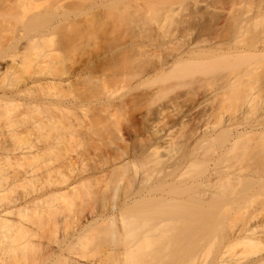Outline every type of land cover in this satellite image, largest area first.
<instances>
[{
	"label": "rangeland",
	"instance_id": "rangeland-1",
	"mask_svg": "<svg viewBox=\"0 0 264 264\" xmlns=\"http://www.w3.org/2000/svg\"><path fill=\"white\" fill-rule=\"evenodd\" d=\"M70 1L71 0H69V2ZM78 1H81L79 3L81 5L74 4L78 3ZM78 1L75 0L74 2L73 0V2H70L71 5L69 9L73 4L74 7H71L69 11V18L71 22L74 20L75 24H77V22L81 23L80 21H82L83 25L82 19L84 18H87L84 19L87 20V22L83 26V28L85 27L84 30L82 29L83 31L80 30L79 25L80 32L74 30L75 33L74 31L72 33L71 30L74 29L73 26V28L69 26V32H71L72 35L74 34L72 37H77L76 35L81 36V32H83L82 34L84 35L81 36L83 37L82 41L79 40L82 46L80 47L79 45L77 47L76 45L79 43L77 38L73 39L71 35H69L71 33H69V43L71 41L70 39L78 43L75 45V42H72L74 43V47L71 43L72 49L70 44H68L70 46V48L68 47L70 52L68 53V63H65L66 66L70 65L68 68L70 67L72 70L74 66L77 68L78 66L83 67L79 75H83V77H81L83 81L82 79H80L81 81L79 80L78 73L75 75L78 79L75 80H78L77 84H79L73 85V83L76 82L74 80L75 76H73L72 78L74 81L72 82V88L70 87V90L73 89L71 90V94L74 95V93H76V98H82L81 100L83 101H79L83 103V107L80 108H84L85 112L83 113H85V116L81 115L83 114L81 111L80 115L82 119L79 120L78 124L79 114L77 113L79 111L76 112V110H79V108L73 110V113L71 110L70 114H72V116L69 114L77 125L74 127L75 123H73L74 126L70 124V121L73 120H70L69 117V130L72 131L74 129L73 132L69 133L74 134H72V136H70V134L68 135L70 141L67 139V142H69L67 144L69 146L67 147L66 144V147L69 151L66 149L65 154H69L66 155V158L69 161L71 160V162H69L71 164L69 165V169L70 166L71 169L68 170V168H61L60 166L58 168V162L63 160V157L59 156L62 153L57 151V154L54 153L55 157L53 159L51 157L54 166L58 163L54 169H52V174L59 178L60 175H58V172L62 170L63 172L61 174H66L68 176L69 181L67 182H71L72 185L78 184L76 186H78L77 189L80 193L78 192L79 194L77 195H81V197L79 196L80 198L76 197L77 199L74 201V204H71L72 206L70 205L68 207L69 213L67 214L69 218H67V220L70 219L68 222L70 221L72 223L74 220V222L76 221L77 223H85L86 221H91L93 218H98L96 220H99V216L103 212H107V210L104 211V207L101 208V203L106 202L107 198L108 201L110 199H120L121 201V198L124 200L129 197L128 195H132V193L136 191V188H139V184L145 185L146 187L150 186V188L155 184L154 188H156V191L153 188L152 192L155 191L156 193L158 191V194L163 192L161 195H157L159 199L165 198L166 195H163L167 193V202L171 204V206H169L171 208H173V205H182L181 203L183 202L184 206L189 203L190 205L188 206L191 207V209L193 208V204L197 206V209L194 206L196 210L202 208V206L203 208L204 206L210 208L209 204H207L208 197L202 190H206L205 192L209 194L212 191L214 193L212 195H215L219 191L218 184L226 177L231 184L236 185L234 188L239 190H237V192L233 191L232 194H227L228 196L226 195L225 201H221L217 204L218 206L214 207V215L217 210L223 211L224 222H221L222 224L212 223V225L217 228L221 235L224 233L223 239L226 240L233 238V236H236L238 233L240 235L237 236H241L242 233V235H244V233L247 232L244 231L241 233L240 230H244L246 226L250 225H252L250 227H253V225L258 226L260 224L261 227L258 226L257 231L259 227L262 229H259L260 231H264V227H262L264 226L262 225V223L264 224V133L262 131L264 130V102L260 101L261 99L253 103L248 102L249 97L255 96L254 98H256L257 96H262L264 93L261 92V89L264 87V0H237V3L236 0H232L233 3L230 0H221L222 3L215 2L216 4L219 3L217 5H215L214 0ZM43 3H39L40 5L38 4L37 8L40 9L43 5L46 6L45 4L47 3ZM108 5L112 7V9H110ZM24 6L23 4L21 7L22 11L26 10ZM19 7L15 10L17 16L22 12ZM92 15H99V17L97 16L99 20L97 17L93 18L95 21L92 20L95 25L91 20H88L89 17V19L92 18ZM236 18L242 20L241 25H248L246 32L239 37L233 34L235 33L232 32L234 28L231 29L230 27L234 25V23H237L236 25L239 24ZM15 21L17 22L18 20L11 18V23ZM88 21L90 22L89 24L92 23V25H89ZM96 21H99L98 24H96ZM5 25H7V23ZM214 25L218 26V28L216 27L215 29L219 31H216V35H221L218 36L217 39H215L216 35L214 36ZM76 26L78 29V25ZM210 31H213L211 32L212 34ZM58 32H61L60 29ZM252 33H254L255 36L261 33L259 39H257L258 37L252 39L255 37ZM55 35L57 34H54L53 39ZM60 35L61 33L56 36L55 39L57 41L55 40V42H53L52 39L50 43L59 42L58 36ZM251 36L253 37L251 38ZM81 37L79 38L81 39ZM255 39L260 40L259 43L257 41L258 45L257 43H253L257 52L254 51L255 49L253 46L251 47V42ZM196 40H200V42L198 44H191V42L195 43ZM250 40L252 41L250 42ZM188 44H190L189 46H191V48L195 47L200 49L197 50L199 51V55H192L193 58L190 55L189 61L187 60L186 63H180L178 61H184L183 57L187 56V54L181 53L180 55L183 54V57H181L177 52H181V49L187 48ZM180 45L182 46L181 49ZM175 46H179L177 47L178 49L176 48L174 50L173 48ZM257 46L259 47L256 48ZM243 47L244 51L245 49H247V51L244 54L239 53V55L236 51ZM175 51H177V55L182 59L173 57L172 54L176 55ZM147 55L154 60L156 58L158 59L157 56H163L161 57L162 60H165L164 57H166L168 62L171 61V64L173 63L172 60L175 61L177 58L176 60H178V63L172 64L174 65L171 69L172 71L169 70V73L167 72L165 75H156L157 77L154 78L153 73L149 74L150 76L153 75L149 80L148 77H146L147 75H144L146 78H143L141 77L143 76L141 74L142 72H139V69L142 67L140 66L142 63L140 61L146 56L144 59L145 62V60L148 59ZM194 56L198 57L195 59ZM151 58L148 60L150 61ZM148 60H146V62ZM80 61H83V64L85 63L84 66ZM85 65L88 66L87 69ZM27 66L24 69L25 73H28V70L31 69V67H29L30 65ZM84 70L86 71V74L84 73L85 75L82 73ZM25 75H23V77ZM144 79H146V81ZM229 81L236 82L230 84ZM80 82L82 87L79 86L81 85ZM260 84H263V87H261ZM156 86L160 88L157 91ZM78 87L83 89V91H81L83 94L77 92L79 90ZM104 87L106 88L105 91H108L104 93L106 94V96L104 95V99H106V101L104 100L103 102L104 104L109 100L112 102L114 101L116 104H121L123 103L121 102L123 98L129 99V97L134 98V96H139V99H136V103H134V101L129 103L133 104L129 107V110L128 108L126 110H115L114 106L116 105H114L110 110V114H108L107 112L109 110L107 111L106 109L108 108H105L107 111H105L106 115L108 114L109 117L107 115L108 119L107 117L102 119L105 114L102 108V110H100L102 113L99 112V106H103L101 97H103L102 91L105 89ZM153 89L155 90L154 95ZM148 91H151L149 93L152 94L146 95ZM108 93L109 100H107ZM119 99L121 103L118 102ZM128 99L127 101L131 100ZM79 101L78 103L81 105ZM99 103L101 104L99 105ZM115 103H112V105ZM79 105L75 106L79 107ZM128 106L129 105H127V107ZM165 106H168V109H166ZM163 108L166 110L164 111ZM159 112L163 113L160 114ZM99 113L101 116H104L100 117ZM75 115H77L76 118L74 117ZM86 115L88 124H84V127L80 130L81 132L79 131L80 133H78L80 129L79 126L83 124L84 121L87 123V120H85ZM149 124H151V126ZM224 124H228L229 129L221 132V127ZM194 128L193 135L192 129ZM219 129L221 130L220 132L218 131ZM75 130H77V133ZM196 131H199L198 134H195ZM213 131H218L215 135H219L220 133L221 135L218 137L215 136V139H210V141L207 140L206 135H210ZM158 132L159 137H157ZM25 142L26 141H24V143ZM24 143H22V145ZM25 145L27 144L25 143L23 146ZM148 146L149 148H147ZM225 148L228 149L226 150ZM177 157H181L182 160L180 159L181 166H178V170H176V168L174 169L176 170L177 178L174 176L175 179H173L176 184L172 181L173 179H171L170 176L169 179L168 175H166L169 180L168 183H171L169 185L165 182V171L168 169L166 165L171 167L168 162H172L173 160L179 161ZM154 159L157 161V164L155 161L153 162ZM126 161H129L127 162L128 165L126 164V167L124 166L119 169ZM30 162L32 166L27 165L30 164L28 161L25 162L26 168H31L35 165L34 167L36 168L34 169L33 167L35 172L36 169L37 173H41L42 171L40 170H45L44 164H38V161ZM180 163L177 165H180ZM25 166H22V168ZM164 168L167 169L165 170ZM146 176L148 179L146 178L145 180L143 179L144 181H141V177L145 178ZM206 178H210L209 180H211L207 182L210 184L209 186L208 184L204 185V182L207 181ZM158 180L160 182L162 181L163 185ZM115 181H117L118 184ZM201 181L204 182L201 183ZM115 186H118V188ZM145 186H142V188H146ZM200 186L202 187L201 189L199 188ZM22 187L23 189H19ZM25 187H31V184L30 186L26 184ZM25 187L21 185L17 189L18 192L22 191L20 193H23V190L24 192L27 191ZM100 187L102 189L105 188L104 190L107 195L106 197H101L102 199L105 198V200H102L103 202L100 201V193L104 190H101ZM116 188L118 192L117 190L114 191ZM112 190L114 193H117V196L110 198L112 196ZM202 192L203 199L207 197V201L204 200L205 203H207L204 205V201L201 197L203 203L199 201L198 204L201 203L202 205H198L195 202ZM103 194L105 193L103 192ZM124 196L127 197L125 198ZM114 197L116 198L114 199ZM190 198L192 199L189 200ZM109 202L111 203V201ZM114 203L115 202H112V204ZM223 203L227 206L223 205ZM103 204L102 206L109 207L108 202L106 203L107 205ZM118 204L119 202L117 205ZM100 208L101 210L104 209L103 212ZM68 215H66V217H68ZM165 217L168 220L170 219V221H168L169 227L171 226L173 229L178 222V217L176 216V220L174 218L171 219V214L165 215ZM233 217L235 220L239 219L233 221ZM231 221H233V223ZM95 222V220L92 222L93 225L91 223V226L97 227L92 229L94 231L102 224L101 228H103L104 223H107V221L101 224H99V221ZM106 223L104 228L109 224ZM116 223L118 224L119 221ZM244 225L245 227L242 228ZM101 228L99 227L100 230ZM100 230L97 234H95L96 232L94 231L88 232L86 236L95 234V236H92V240L91 238L89 239L93 242V237H96L99 233L100 236L103 235ZM102 230L105 231L104 235L106 236L107 230ZM221 230L223 231L222 233L220 232ZM231 234H233L232 237H229ZM209 235L212 236L213 232ZM100 236L94 238L95 242L98 240V237L99 239L103 238L101 241H107L106 237L102 236V238H100ZM52 237L53 236H51L50 240L54 239V237ZM208 240L210 241V239ZM208 240L207 243L203 240L207 246L210 245ZM226 240L224 241L225 243L227 242ZM91 241H89L86 248H82V246L79 247L78 245L74 247H79L77 249H81V251L83 249L84 253L81 252L80 254L83 257L81 260L83 261L85 259L87 263H94L101 258L104 259L106 257L105 255H107V251L105 252L103 249L105 245H107V242L104 243V247H101L103 245L101 241L98 242V240L96 243H91ZM203 241H200L202 245L199 243V246H204ZM216 244L214 245L216 246ZM219 244H221V247L222 242ZM206 245L205 248L209 250L210 246L206 247ZM234 245L236 246L235 250L233 247L231 248L232 251L234 250V255L236 251L238 254L237 256H239L242 251L246 252L247 250V253L243 252L244 255L241 254L239 258L243 257V259L246 260L250 258V260H252L259 255V252H254L255 249L254 251L252 249L251 252L249 245H241V243L239 245ZM243 245H245V247H242ZM218 247L217 245L216 248ZM105 248L107 250L108 247ZM171 250L174 253H172ZM171 250L165 251L168 252V254L170 252L171 254H169V256L171 257L172 254H175V259L166 256L167 253L164 254L165 251L161 252L163 254H161L162 257L165 255L164 258L161 259H165L164 264H178V262L182 264L184 261L186 262L185 258L188 256L187 253L189 252L184 254L185 251H182L183 253L181 252V256L178 257L180 253L178 252L177 254L175 249L176 252L173 251V249ZM208 250L205 249V252H199L204 253L200 258L198 255L199 261H202V264H204L203 262L205 261V264H210L209 261L207 262V257L211 255V253L209 256L207 255ZM231 250L229 251L230 253L232 252ZM73 251L74 250H71L73 256L79 257L80 259V256H78L80 251L76 252V254L78 253L77 255H75ZM248 252L252 254H248ZM82 254H84V256ZM123 257L124 258L120 259L124 260L125 264L130 261V259L127 258V254L126 256L123 255ZM167 257L174 262L170 260V263ZM177 257L182 258L181 261L180 259L178 260ZM201 258L203 260H201ZM112 260L113 259L109 261ZM155 261L146 264H158V262L156 261V263ZM161 262L163 264V261ZM185 262L183 264H189L190 261ZM114 263L118 264L116 261ZM141 263L144 264V261H141ZM141 263L139 261L138 264ZM128 264H131V262ZM159 264L161 263L159 262Z\"/></svg>",
	"mask_w": 264,
	"mask_h": 264
},
{
	"label": "bare ground",
	"instance_id": "bare-ground-1",
	"mask_svg": "<svg viewBox=\"0 0 264 264\" xmlns=\"http://www.w3.org/2000/svg\"><path fill=\"white\" fill-rule=\"evenodd\" d=\"M71 1L73 2V0ZM113 1L114 0L110 2H113ZM230 1L232 2V0ZM41 2L42 3L45 2L47 4L43 3L46 6L43 5L44 7L42 6V8L39 6L40 7L39 9L37 8V5ZM70 2L69 0H0V264H110L113 260H114L112 262L113 264H115L114 263L115 261L118 262V264H121V263L125 264L124 260L120 258H124L123 255L126 256V254H127V258L130 259L128 263L131 262V264H134V263L138 264L139 261L140 263L141 261H144V264H146V263H149L155 260L158 262V264L159 262L162 264L161 261H163V264H164L165 259L164 260H161V259L164 258L165 255L162 257L161 252L165 250L169 251L171 249H173V251L176 250L177 252L176 251L175 252L177 254L178 252L180 253L178 257L181 256L182 251L183 252L185 251L184 254L189 252L187 253L188 256H186L185 258L186 262L190 261L189 264H198L200 262L199 261L200 256L202 254L204 255V253H199V252L200 251L205 252V249L208 250V248H205V245H206L205 243H207L208 239H210V241L208 240V242L210 243L209 245L210 248L207 252V255L209 256L210 253L211 255L207 257L208 259L207 258L206 259H207V262L208 261L210 262V264H264V231L259 230L261 229L260 224L258 225L260 226L258 231H257L258 226L253 225V227H250L252 226L250 225V226L245 227L244 225L242 228L245 227V229L244 230L241 229L240 231L241 233L244 231L247 233H244V235H242L243 234L242 233L241 236H237V235H240L238 233L236 236H233V238H230V239L228 238L229 240L223 239L224 233L221 235L218 232L217 228H215V226L212 225V223L220 224L221 222L222 223L224 222L223 221L224 220L223 211L217 210L216 214L214 215L215 213L214 207L218 206L217 204H219L221 201H225V197L227 194L229 193L232 194L233 191L237 192V190H239V189L236 190L234 188V186L236 185L231 184L229 179L226 177H224V179H222L220 183L218 184L219 191L215 195H212L214 194L212 191L209 194L208 192H205L206 190H202L204 194H206V196L210 199H208L206 196L205 197L207 198L208 201L206 200V198L203 199V195H202L203 192H202L201 194H199L197 201L195 200L196 201L195 203L198 204L199 201L203 203L202 200L203 201L206 200L208 202L206 203L209 204L210 208L206 206H204L203 208L202 206L203 209L200 208L198 210H196L197 206H195L194 204L192 205L193 207L192 209L191 207L188 206L190 205L189 203L184 206L183 205L184 202L181 203L183 206L173 205V208L169 207L171 206V204L167 202L168 200L167 199L168 197L166 198L167 193L163 195V196L166 195L165 196L166 199L163 198V196H162L163 199H159V196L157 195H161L163 192L162 193L160 192L161 194H158V191L155 193L156 191L155 190L156 188H154L155 184L151 188L150 186H148L149 187L148 188L145 185L139 184V188L138 189L136 188V191H134L132 195H128L129 196L128 198H126L127 196H124L126 199L123 200L121 198V201H120V199L117 200L115 199L116 197H114L115 200H112V199L109 200L111 201V203L108 201V198L106 199V202L102 201V200H105V198L102 199L101 197H106L107 195L104 190L105 188L102 189L100 187L101 190H104L102 191V193H100V199H101L100 201L103 202L105 205H107L106 203L108 202L109 207L102 206L103 203H101V208L104 207L105 210L104 209L103 210L104 211L107 210V212H103V210H101L100 208V210L103 213L99 216V220H96L98 218H95V219L93 218V219L96 222L99 221V224L104 223V221H107V223L106 222L105 223L106 224L109 223V224L107 225L106 228H104V226H106L105 223H104L103 228H101L103 224L99 226L101 230L98 227L101 234L103 235L100 236L99 235L100 233H99L98 235H96V237H93V240H94L93 242L96 243L98 240H99L98 242H100L103 239L102 236L106 237L107 238L106 242L108 246L104 244L106 243L104 242V240L101 241L103 245L102 246L99 245V246L104 247L105 245V247H108L107 250L105 247L103 248L105 252L107 251V255H105L106 257L104 256L105 257L104 259L101 258L99 261H96L94 263H90V262L87 263L85 259L83 261L81 260V258L83 257L80 254L81 252H83V249L81 251V249L78 250L77 248H79L80 246H82V248H86L89 241L92 240V236H95V234H97L99 230L98 229H96L97 231L92 230L93 228H97L96 226L94 227L91 226V223L94 222L93 219H92L93 221L89 220V221H86L85 223H80V222L77 223L76 221L74 222V220L72 222L73 224L70 221H69L70 223L68 222V220H70V219L67 220V218H69V215L67 214L69 213L68 207L71 204H74V201L79 196L81 197V195H77L80 193L79 190L77 189L78 186H76L78 184L72 185L71 182H70L71 184L67 182L69 181L68 176L66 174L65 175L61 174L63 172L62 170H59L58 172V175H60L59 178H57L55 175L52 174V169H54V167L58 163H59V165H57L58 168L60 166L61 168L66 167V169L68 168V170L71 169V166L69 169V165H71L69 162H71V160L69 161L66 158L67 157L66 155H69V154H65L66 149L68 150L67 147L69 146L67 144L69 143L67 142L69 140L68 138V135L70 134L69 132H73L74 130V129L72 131L69 130L70 128L69 123L71 122L70 124L72 125L73 123H75L74 124L75 126L74 125L73 126L74 127L77 126L75 120H73L70 117L72 116V114H70L71 110L73 113V110H76L79 108V110H76V112L78 111L80 112V113L79 112L77 113L79 114L78 116L79 117L81 115L85 116L84 115L85 113H83L85 112L84 108L83 109L80 108V107H83L82 106L83 103L81 102L83 101L81 100L82 98L81 97H80L81 99L76 98L75 97L76 93L72 95L71 90L73 89L70 90V87L72 88L71 86L72 82L75 79H78V78L79 80L82 79L81 77H83V75L82 76H79V75L83 67L81 66L82 67L81 68L80 66L77 65L78 68L74 66L75 68L73 67V70H72L69 67L71 69L70 70L68 68V66L70 65L66 66V63H68V60H67L69 58L68 53L70 52L68 47L70 48L72 44L74 47V43L72 42H75V40L70 39L71 41L69 43L68 34L71 32L73 33L74 30L79 31V25H80V30L82 29L84 30L85 27L83 28V26L87 22V20H84V19H87V18L82 19L83 25H82V21H80L81 23L77 22V24H75L73 20L72 22L74 23H72L69 18V11L71 10V7L72 8L74 7V4L77 5L81 1L80 2L78 1V3H74L69 9V6L71 5ZM215 2L220 3L221 0H218V1L214 0V3ZM236 3H237V0H236ZM23 4L26 6V7L24 6V8L26 9L25 11L24 10L22 11V8H21ZM217 4L215 3V5ZM108 6H107V9H108ZM17 7H19L22 11L19 13L20 15L18 16H17V12H15ZM109 8L112 9V7L110 6ZM93 15L91 19H89L91 15L90 17L88 16L89 17L88 20L89 21L91 20V22L94 17L95 18L97 16L99 17V15L97 16H93ZM98 17L97 19L99 20ZM11 18H14V20H18V21L17 22L15 21L14 22L15 24L11 23ZM236 19H238L236 21H239L238 22L239 24L236 25L237 23H234V25L232 26L229 25V26L231 27V29L234 28L232 32H235V33L233 34L236 37H239L246 32L248 25H241L242 20H239V18H236ZM89 21H88V24L90 23ZM93 21H95V19ZM96 22L95 23L98 24L99 21H96ZM6 23L7 25H5ZM92 23L89 25H92ZM76 25H78V29ZM69 26L71 28L74 27V29H72L71 32H69L70 31ZM216 27L218 28V26L216 25H214L213 27L214 28L213 31L215 32V34L213 33L214 36L216 35V31L219 32L218 30L215 29ZM57 28H59L61 31L60 32L61 35L58 36L59 42L50 43L53 39L54 34H57V35L60 34L58 32L59 29ZM56 29H57V33H56ZM213 31H210V33ZM72 33L69 34L71 35V37L74 35V34L72 35ZM82 33L83 32H81V36L84 35ZM260 34L261 33H258L257 34L258 36H255L254 33H252V35H254L255 37L251 36V38L253 37L252 39H254L258 37L257 39H259ZM57 35H55L53 42H55L56 40L55 38ZM76 36L77 37H72V38L73 39L77 38V41L81 43L83 37H81L80 35H76ZM78 36L81 37V39ZM218 36H221V35L217 34L215 36L216 38L215 37L214 38L217 39ZM202 41H207V40H202ZM251 41L252 40H250V42ZM257 41L258 43L260 42V40H256V39L253 40V42H251L252 44L250 43L251 47L253 46L254 48L253 43L256 44ZM78 42H75V45ZM199 42L200 40H196L195 43L191 42V44H198ZM79 43L76 45L77 47L79 45L80 47L82 46V43L81 44ZM68 44H70V46ZM189 45L190 44H188L187 48L185 49L184 48L181 49L182 46L180 45L181 50L180 49L179 50L181 52L175 51V53L177 52L179 53V55L181 53H186L188 57L187 56L183 57L182 56L183 54H182L180 56L183 57L184 61L182 60L178 61L176 60L177 59L176 58L175 61L172 60L173 62L172 64H176L178 62L186 63L190 55L192 58H193L192 55H195V56L199 55V51L197 50H200V49L195 48V47L191 48V46ZM259 46H257L256 48H258ZM177 47L179 46H175L173 49L175 50ZM71 49H72V46H71ZM240 49L236 51L238 52V54L239 53L244 54L247 51V49H245L244 51V47ZM254 51H256V49ZM172 55L173 57H178L182 59L178 55L177 56L174 54ZM195 56L194 58L196 59L198 56L197 57ZM157 57L158 59L156 58L154 60L148 56L147 58L148 59L151 58V60L149 61L148 59H146L148 61L146 62L145 60L144 62V59L146 58L145 56V58H143L140 61L142 62L140 65L142 67L141 69H139L140 70L139 72H142L141 74L143 75L141 77L143 78L148 77V79L150 80V78L153 77V75H154V78H156L157 77L156 75H165V73L166 74L167 72L169 73V70L172 71L171 69L173 68L174 65L171 64V61H169L170 62L169 63L166 57H164L166 61L164 59L162 60L161 57L163 56L161 57L157 56ZM80 63L83 64V61H80ZM27 65H30L29 67H31V69H29L28 73L26 72L27 73L26 74L24 72L25 71L24 69L26 68ZM87 68L88 66H86V69ZM22 71L24 72V74ZM82 73L86 74V71L84 70V72L82 71ZM151 73H153V75L150 76L149 74ZM77 74H78V78H76L75 76ZM23 75L25 76L23 77ZM144 75L145 76L147 75V76L144 77ZM73 76H75L74 80L72 78ZM144 80L146 81V79ZM77 81L73 83V85L74 84L76 85ZM235 82L236 81H229L230 84H233ZM260 85L261 87H263V84H260ZM79 86L82 87V84ZM156 88H157L156 91L160 89L158 86H156ZM78 89L80 91L78 90L77 92H79V94L80 93L83 94V92H81L83 91V89L80 87H78ZM262 89H261V92L263 93L264 89L263 90ZM105 90L106 88L103 91L101 90L103 94L100 92L103 95V97H101V100H102L101 103H103L104 100L106 101V99H104L106 94L104 93H107L108 91L106 92ZM149 92L151 91L146 92V95L152 94ZM154 93H155V90L153 92V95ZM263 95L264 93L262 94V96H257L256 98H254L255 96L249 97L248 102L253 103V102L259 101L260 99H261L260 101L264 102ZM108 96H109V93L107 94V100L110 99L108 98ZM138 97L139 96L137 97L134 96L135 99L132 97L131 99L129 97V99H131L129 100L127 98L129 101H127L126 98H123V101L119 99L118 102L120 101L123 102V103L120 102L121 104H116L114 101L112 102L110 100L107 101L105 104L103 103L102 104L103 106H101L100 105L101 103H99V105L101 106V107L99 106L100 108L99 112L100 110L103 109L104 111L103 113L105 114V116L102 115L104 116L102 119L106 118L107 115L110 114V110L111 108H113L114 105H116L114 106L115 110L116 109L126 110L127 108L129 110V107L133 105L129 103H131L132 101L136 103L135 101L136 99L137 100L139 99ZM78 101L81 102V105H79ZM112 103H115V104L112 105ZM75 105L77 106L79 105V107ZM127 105L129 106L127 107ZM116 107H119V108H116ZM167 107L166 109H168ZM105 108H108L106 110L107 111L109 110V111L107 112ZM164 108L163 110L165 111L166 109ZM163 110H160V111H163ZM81 111L83 114H81ZM105 111L108 113L107 115ZM100 113H102V111ZM102 116L100 115V117ZM69 117H70V120H73V121L69 122ZM74 117L76 118L77 115H75ZM79 117H78L77 123L79 122V120L82 119V116L80 119ZM85 120H87V115H86ZM84 124H88V120H87V123L84 121V123L81 124L83 126L80 125L81 126L80 127L78 125L80 128L79 130L75 128L78 130V133L81 132L80 130L82 127H84ZM149 125L151 126V124ZM195 128L192 129L193 135H194L193 131L195 130ZM147 129H148V126H147ZM228 129H229V125L224 124L221 127L222 131L220 129L218 131L223 132L224 130H228ZM77 130H75L76 133H77ZM262 131L264 133V130ZM159 132L157 134V137H159L158 136ZM198 132L196 131L195 134L196 133L198 134ZM213 132L212 133L210 132L211 133V134L209 133L210 135L205 134L207 136L206 137L207 140L210 141V139H213L215 136L218 137L219 135H221V133L219 135H215L216 132L214 133ZM72 134H70V136H72ZM24 141H26L25 143L27 144L25 146H23L25 144ZM22 143L24 144L22 145ZM66 144H67V147H66ZM147 148H149V146ZM57 151L62 154L64 153L63 155L62 154L59 155L63 157V160H60L61 162H58L54 166L52 163L53 160H51V157L53 159L55 157L54 153L57 154ZM58 158L61 159L60 157ZM155 159L153 160V162L155 161ZM178 159L179 161L176 160L177 162L174 160L172 161L173 165H172V162H168L169 165H171V167H168V165H166L168 169L164 168L165 170L167 169L165 171V179L167 181L165 179L164 180L169 185L171 183L170 182L168 183L169 180L167 179L166 175H168L169 179L170 177L171 179H173L174 176H176V170H178L177 169L179 168L178 166H181V163H180L181 157ZM160 160L162 161V159ZM27 161L28 163H30L27 165H31L30 161H35V162L38 161L37 162L38 164L39 163L44 164L45 170L44 171L40 170L42 172L37 173V169H36V172L33 170V167L35 165L31 168H26L25 162ZM127 162L129 161L124 162L123 165L121 164L122 166H120L119 169H121V167H124L126 164L128 165ZM155 162L157 164V161ZM179 163L180 165H177ZM22 166H25V167L22 168ZM35 168L36 167H34V169ZM175 168L176 170H174ZM29 169H32V170H29ZM147 176L145 178L141 177L142 179L141 181H144L147 178ZM174 179L172 180L173 182H174ZM206 179H207L206 182L201 181V183L204 182L205 184L204 183L203 184L207 185L208 184L207 182L211 181L209 180L210 178H206ZM142 183H145V182H142ZM160 183L162 184V181ZM23 184L25 185L27 184L29 186L31 184V187L26 188L25 185ZM21 185L24 186L25 190L27 189V191L24 192L23 190V193H20L22 191L18 192L17 189ZM209 185L210 184H208V186ZM142 186H145L147 189L142 188ZM115 187L118 188V186H115ZM117 188L113 190L116 191ZM153 188L155 190L154 192H152ZM199 188L201 189L202 187L200 186ZM19 189H23V187ZM100 189L99 191L101 192ZM113 190H112V196L110 195L111 196L110 198H112L113 196H117V193H114ZM103 192L105 194H103ZM201 197H202V200H201ZM191 199L192 198H190L189 200ZM117 201L119 202L118 205H117L118 203ZM112 202H115V203L112 204ZM201 203L199 204L202 205ZM206 203L204 201V205ZM226 204L228 205L227 202ZM226 204L223 203V205H226ZM194 206L196 207V209H194L195 208ZM65 211H68V212H65ZM170 214H171V219L174 218L176 220V218L178 217L177 224L179 226L175 223L176 226H174L173 229L171 228V226L169 227L168 221H170V219L168 220L165 217V215H170ZM66 215H68V217H66ZM225 220H226V217H225ZM236 220L233 217V221H236ZM118 221L119 223L117 224L116 222ZM233 221L231 222L233 223ZM262 225L264 224L262 223ZM212 226L215 229H213ZM102 229L107 230L106 236L104 235L105 231H103ZM93 231L96 232L94 235L92 233H89V234H92V236H86L88 232H93ZM211 231L213 232L212 236L209 235V234H212ZM220 232L222 233L223 231L221 230ZM232 235L233 234H231V236L229 237H232ZM51 236L54 237L53 240H50ZM97 236H100V238L102 239H99L98 237V240L95 242L94 238H97ZM90 238L91 240H89ZM87 240L89 241L86 242ZM201 240L202 241L205 240V243L203 241L204 246L202 247H201L202 244L200 242ZM225 240L227 241L226 243L224 242ZM93 242L91 241V243ZM221 242H222V246L220 247L221 244L219 243ZM102 243H98V244H102ZM199 243L201 244L200 246H199ZM240 243L241 245L242 244L249 245L251 248V252H252V249L253 251L255 249L254 252H259V255L257 254L258 256L256 258H253V259L251 258L252 260H250V258L249 260L243 259V257L239 258V256L243 254V252L245 251H242L239 256H237L238 254L236 251L234 255L233 251L236 248L234 244L239 245ZM214 244H216V246ZM76 245H78L79 247L74 248ZM217 245L219 246L218 248H216ZM245 245H243L242 247H245ZM209 246L206 245V247H209ZM232 247L234 249L233 251L231 250ZM201 248H205V249H201ZM71 250H74L73 252H75L74 253L75 255L78 254V253L76 254L77 251H80L78 255L80 256V259L79 257L77 258L73 256ZM230 250L232 251L231 252L232 254L229 252ZM166 251L164 254L167 253L166 256H169V254L171 253L169 252L168 254V252ZM245 253H247V250ZM250 253L248 252V254ZM82 255L84 256V254ZM174 255L172 254V257L171 256L169 257L173 259ZM198 255H199V258H198ZM232 255L237 256V257H234ZM169 257L167 258L169 259ZM182 258H178V260L180 259L181 261ZM202 258L205 259L204 257ZM202 258L201 260H203ZM111 259L113 260L109 261ZM171 259H169V262ZM171 262H174V261L171 260ZM201 262L199 264H202ZM205 262L203 263L205 264ZM179 263L180 262H178V264Z\"/></svg>",
	"mask_w": 264,
	"mask_h": 264
}]
</instances>
